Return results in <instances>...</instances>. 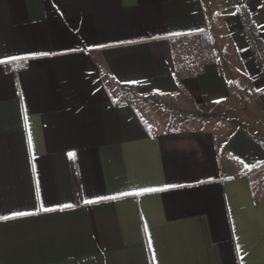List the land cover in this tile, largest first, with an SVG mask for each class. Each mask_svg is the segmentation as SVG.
<instances>
[{
    "label": "crops",
    "instance_id": "1",
    "mask_svg": "<svg viewBox=\"0 0 264 264\" xmlns=\"http://www.w3.org/2000/svg\"><path fill=\"white\" fill-rule=\"evenodd\" d=\"M213 1L0 0V264H264V80Z\"/></svg>",
    "mask_w": 264,
    "mask_h": 264
},
{
    "label": "rangeland",
    "instance_id": "2",
    "mask_svg": "<svg viewBox=\"0 0 264 264\" xmlns=\"http://www.w3.org/2000/svg\"><path fill=\"white\" fill-rule=\"evenodd\" d=\"M252 1L253 0H214L213 2H215V5L218 6V16H225L230 17L231 19H236L237 17L240 18L241 11L243 12L244 10H248L252 14L253 8L248 6V4H250ZM211 39L212 38L208 39V37L206 36H196L177 40L174 47L177 59L179 61L182 60L184 62H193V64L194 62H196V64H198V62L202 60L203 56H206V53H203L205 47L204 45L209 46L210 44L209 50H212L213 43L211 42ZM134 100H136L138 107L146 117H152L154 119L157 117H160L161 119H168L171 114L169 113V111L166 112V110L170 108H166L167 105L171 103L169 99H158L156 97H139L137 99L134 98ZM183 116L187 119L188 117H190V120H193L195 115L183 114ZM261 171L263 173L264 170L262 169ZM261 176L264 175L261 174ZM263 184L264 179L263 181H259L258 185L264 187Z\"/></svg>",
    "mask_w": 264,
    "mask_h": 264
},
{
    "label": "built area",
    "instance_id": "3",
    "mask_svg": "<svg viewBox=\"0 0 264 264\" xmlns=\"http://www.w3.org/2000/svg\"><path fill=\"white\" fill-rule=\"evenodd\" d=\"M240 20L245 29L248 50L264 80V37L262 31L248 10L241 11Z\"/></svg>",
    "mask_w": 264,
    "mask_h": 264
},
{
    "label": "snow or ice",
    "instance_id": "4",
    "mask_svg": "<svg viewBox=\"0 0 264 264\" xmlns=\"http://www.w3.org/2000/svg\"><path fill=\"white\" fill-rule=\"evenodd\" d=\"M33 55H48V53H34ZM18 57H9V59H17ZM5 63L4 60H0V64ZM132 83H137L136 81H133ZM144 191H155V189H145ZM114 199V197H112ZM97 199H108V197H98ZM86 203H95L97 201L94 200H88L85 201ZM70 206V205H67ZM45 211H51V209H44ZM32 213L29 212H14L12 213V216H0V220H8L14 217H18V216H27V215H31Z\"/></svg>",
    "mask_w": 264,
    "mask_h": 264
}]
</instances>
